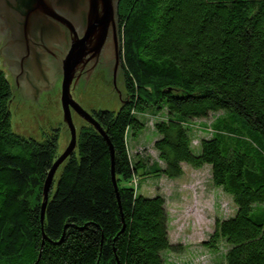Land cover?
<instances>
[{"label": "trees", "instance_id": "obj_1", "mask_svg": "<svg viewBox=\"0 0 264 264\" xmlns=\"http://www.w3.org/2000/svg\"><path fill=\"white\" fill-rule=\"evenodd\" d=\"M125 99L81 127L42 213L58 136L12 130V87L0 69V264H167L165 199L137 195L147 176L128 139L154 119L155 178H180L183 164L210 167L236 206L203 242L221 261L264 264V0H120ZM223 113L194 152L193 120ZM205 128V127H204ZM115 178H112V156Z\"/></svg>", "mask_w": 264, "mask_h": 264}, {"label": "water", "instance_id": "obj_2", "mask_svg": "<svg viewBox=\"0 0 264 264\" xmlns=\"http://www.w3.org/2000/svg\"><path fill=\"white\" fill-rule=\"evenodd\" d=\"M119 0H0V30L12 32L9 43L13 53H21L16 38L26 32L28 40L35 39L39 48L57 47L60 61L61 83L53 90L30 94L25 97L14 90L10 104L13 131L24 137L41 140L39 128L42 124L56 127L63 123L58 140L59 156L48 172L43 189L42 213L48 201L53 180L58 179L60 168L77 146V135L84 123L92 126L101 135L103 131L91 115V109L117 112L125 99L122 74L113 81L110 73L96 74L88 83H77V71L86 56V46L91 44L96 52L106 40L119 49L115 16ZM27 30V31H26ZM39 48L35 50L37 60ZM121 50V48H120ZM0 59V69L2 70ZM38 64L40 65L39 61ZM20 67V64L18 65ZM5 70V69H4ZM6 71V70H5ZM77 83L72 94L73 83ZM112 156V178H115Z\"/></svg>", "mask_w": 264, "mask_h": 264}, {"label": "rangeland", "instance_id": "obj_3", "mask_svg": "<svg viewBox=\"0 0 264 264\" xmlns=\"http://www.w3.org/2000/svg\"><path fill=\"white\" fill-rule=\"evenodd\" d=\"M98 111L101 110L91 109V115ZM222 115V112L211 114L206 119L190 122L192 147L195 153L200 151V140L211 137L209 126ZM140 119L147 122V128L139 136L129 138L128 150L132 164L140 159L148 165V172L147 176L132 178L127 186L130 185L137 195L147 198L160 195L165 199L169 219V241L177 250L165 252L163 259L167 264H215L221 261V250L219 254L212 253L203 246V242L213 232L217 220L235 215L236 206L231 197L213 185L208 166L195 169L183 164V174L180 178L174 180L165 177L155 178L152 172L162 164L154 150V141L158 138L153 131L154 119L147 117ZM63 125L59 123L53 127L51 124H42L39 128L40 141L45 136L54 134L59 140ZM86 125L88 124L84 123L82 127ZM56 181L54 178L52 188Z\"/></svg>", "mask_w": 264, "mask_h": 264}, {"label": "flooded vegetation", "instance_id": "obj_4", "mask_svg": "<svg viewBox=\"0 0 264 264\" xmlns=\"http://www.w3.org/2000/svg\"><path fill=\"white\" fill-rule=\"evenodd\" d=\"M115 24L117 27L119 49H116L115 43L112 44L108 40L101 45L98 52H96L95 47L92 48L91 44H87L86 56L77 71V83L81 81L88 83L97 73L101 75L104 72L106 74L108 72L111 74L113 81L116 75L122 74L121 39L117 12ZM12 32H19V30L17 27L15 30L8 29L7 32L0 30V59L2 61V70L5 75L7 74L10 77L15 92H18L19 96L28 97V95H35V93H42L43 95V93L53 90L59 83L62 86L57 47H52V45L46 46L44 41H40L39 48L44 49H40V58L37 60V55L34 54L35 50L39 49L35 47L36 38L28 40L25 32L20 33V38L19 36L16 38L19 41L21 53L15 54L11 50L9 43L10 37H12V34L9 33ZM19 64L20 67H18ZM77 83H73L72 94ZM14 90L12 89L13 92ZM14 97L12 93V99Z\"/></svg>", "mask_w": 264, "mask_h": 264}, {"label": "crops", "instance_id": "obj_5", "mask_svg": "<svg viewBox=\"0 0 264 264\" xmlns=\"http://www.w3.org/2000/svg\"><path fill=\"white\" fill-rule=\"evenodd\" d=\"M148 118V117H147ZM154 131V130H153ZM129 140V139H128Z\"/></svg>", "mask_w": 264, "mask_h": 264}]
</instances>
